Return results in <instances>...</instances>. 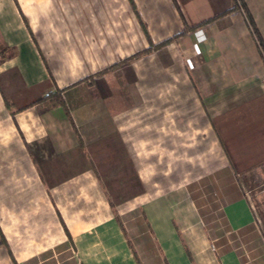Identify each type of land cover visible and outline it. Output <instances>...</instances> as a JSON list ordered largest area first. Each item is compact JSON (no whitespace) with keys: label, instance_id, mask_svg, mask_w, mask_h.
<instances>
[{"label":"crops","instance_id":"crops-1","mask_svg":"<svg viewBox=\"0 0 264 264\" xmlns=\"http://www.w3.org/2000/svg\"><path fill=\"white\" fill-rule=\"evenodd\" d=\"M242 2L0 0V232L7 240L0 264H264L257 211L264 206V51L248 20L264 45V0ZM32 30L45 47L64 44L53 57L54 76L41 65V79L28 84L22 76L34 70L26 57L39 53ZM240 36L255 49H239ZM173 45L181 64L143 71L162 73L154 87L164 91L144 104L137 91L151 82L138 80L136 63ZM125 65L134 80L124 76ZM175 73L180 81L170 80ZM25 83L35 90L29 100ZM129 89L136 93L128 98L106 92ZM203 127L212 160L205 168L195 162L200 172L191 177L184 160L181 179L143 200L131 241L114 214L69 206L76 172L94 167L92 150L105 151L114 139L117 153L132 155L131 170L139 169V154H157L168 160V174L170 155L186 153L187 138L202 153ZM207 169L217 196L190 194L187 181L205 188Z\"/></svg>","mask_w":264,"mask_h":264},{"label":"rangeland","instance_id":"rangeland-1","mask_svg":"<svg viewBox=\"0 0 264 264\" xmlns=\"http://www.w3.org/2000/svg\"><path fill=\"white\" fill-rule=\"evenodd\" d=\"M262 8L263 9L261 10V13L262 16H264V7ZM241 14H243V12ZM32 36L33 38L31 41L33 42V44H37L39 48H37V51L39 53L36 54L34 52H29L28 56L26 57L30 65H32V69L34 70V72L29 75H21L22 77H24L25 82H27L28 84L31 82V80L41 79V65L46 68V71L50 73V76H54L55 61L53 57L54 55L59 54L60 49L64 44L63 40L55 39L52 40L53 43H49V47H45V45H43V42L41 41V38L37 36L35 30H32ZM252 41L253 40L249 39L246 36H240L237 43L238 48L243 51H252V49H255L256 45L253 44ZM52 44L53 47H50ZM180 64V54L176 45L170 46V48L167 49L157 51L152 55L139 60L136 65H139L140 69L143 70L139 73L138 80L143 82H151V85L150 83L148 84L150 85L149 88L143 86V88L141 89V87H139L137 92L139 99H142L141 102L146 104L147 101H151L150 104L153 105V103H155L157 99H162L164 93L162 89L155 88V83L162 80L163 74L157 72L145 73L143 71L147 70V68L150 69V67L159 66H170V68H177ZM130 69L131 66H123L124 76H127L128 79L132 78L134 80V75L132 74ZM180 76L181 75L178 73L170 74V80L180 81ZM27 83H25V85L28 87V90H26V97H20L19 102L23 101L24 99L29 100L28 98H32V96H34L33 91L35 90L33 86H29ZM31 87L32 89H30ZM106 92L111 96H115V94L122 92L127 98L131 97L132 92L136 93L135 90L131 91L130 89L122 91L106 90ZM171 92L173 91L171 90ZM203 131L204 136L202 137L201 142L197 141V143H199L202 148V153H195V139L187 138L185 148L186 153L181 155H179V153L170 155L168 164L170 167V171L168 174L163 173V171L166 170V161L168 160L162 161V155L157 154H139V169L136 170L135 168L131 170L130 160L132 155L127 152L120 153V151L119 153H117L114 139L109 140L107 144V150L109 151L108 153L106 152L107 150L104 151L103 149H98L100 152L97 150H92L91 153L94 161V169L92 168V166H85L86 164H84V167L86 168L84 170L81 169L76 172V178L71 181V183H73L74 185L69 186L68 188L70 195H72V197L74 198V201L70 202L69 206L72 208H81L86 213H90L89 211L92 210H99L106 211L108 214H114L119 223V226L123 228V231L125 233L124 236H127L131 241V239L136 236L133 229H131L132 223L134 222L132 218L133 216L138 217L139 213L142 211L139 209L141 202L143 200H146L153 194L167 188L169 184L171 185V183L176 182L178 179H181L182 176L179 177V165L182 166V162L184 160L186 163L185 175L187 177H191L196 172H200V170H196L194 168L195 162L202 161L201 164L203 168H205L207 164H209V162L212 160L214 144L209 137L205 136V127H203ZM179 161H181L182 164ZM168 175L170 176V178H168ZM201 176L202 181H206V187L204 188L200 185L198 191H196L195 187L192 185V183H194V180L191 178L187 181L189 189L188 192L192 195H202L203 192L206 191L209 194L217 196L220 189L217 184V178H215V175L211 173L210 169H207V171L205 170L204 173L201 174ZM47 180L49 181L48 178ZM163 182H167V184H164ZM65 190L66 187H64V194ZM137 205L138 208H136ZM254 206L255 208L257 207L255 204ZM132 207L134 208L130 210ZM257 211L259 212V215H261L259 222L264 232V216H262L264 206H258ZM120 212L123 213L120 214ZM89 219L92 220V218L87 217V220ZM135 220L139 222L140 226H143V223L140 222L138 218H135ZM5 241H7L5 235L0 232V243H4Z\"/></svg>","mask_w":264,"mask_h":264},{"label":"trees","instance_id":"trees-1","mask_svg":"<svg viewBox=\"0 0 264 264\" xmlns=\"http://www.w3.org/2000/svg\"><path fill=\"white\" fill-rule=\"evenodd\" d=\"M238 1H240V4H243L242 0H238ZM235 5H237V4L235 3ZM232 9H233V8H230V9L224 10V11L221 12L220 14L215 15V16H213V17H211V18H208L207 20H204V21L200 22L198 25L205 24V23H206L207 21H209V20H213V19H215V18H217V17H219V16L225 15L226 13H228V12H229L230 10H232ZM248 20H249V23H250V25H251V28L253 29V32L256 34V37H257L258 41L260 42V44H261V46H262V49H263V51H264V45H263V42L261 41V38H260V36H259V33H258L257 28L254 26L253 20H252L251 17H249V16H248ZM190 28H191V27H190ZM182 33H183V32L178 33V34H176L175 36L170 37V38H168V39H165V40H163V41H161V42H158V43H156V44H154V45H150V46H148V47H146V48H144V49H142V50L136 52V53L133 54L132 56L123 59L122 61L132 60V59H134V58H137V57H140V56H142V55L148 54V53L152 52L153 50L162 47L163 45L167 44L168 42L173 41L174 38H175L176 36H178V35H180V34H182ZM109 68H110V67H107V68L103 69L101 72H105V71L109 70ZM48 94L50 95L51 93H48ZM48 94H47V95H48ZM49 95H48V96H49ZM52 99H54L55 101H57V102H59V103H61V104L63 103L62 98H61L59 95H57V94L55 95V94L53 93Z\"/></svg>","mask_w":264,"mask_h":264}]
</instances>
